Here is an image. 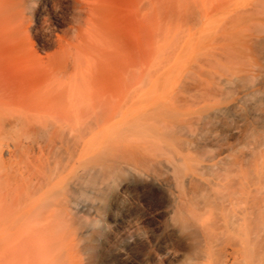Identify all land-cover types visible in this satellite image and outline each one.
I'll return each mask as SVG.
<instances>
[{
	"label": "rangeland",
	"instance_id": "obj_1",
	"mask_svg": "<svg viewBox=\"0 0 264 264\" xmlns=\"http://www.w3.org/2000/svg\"><path fill=\"white\" fill-rule=\"evenodd\" d=\"M77 1L50 0L38 19L30 8L23 16V27L17 33L15 29L9 31V42L8 37H3L5 43L1 38L4 35L0 37V264L63 262L58 260V253L71 226L57 229L59 236L48 250L41 249V238L49 232L47 216L56 208L69 180L59 165L67 163L66 158L78 144L76 132L54 125L59 114L73 110L41 95L34 96L31 88L38 81L44 83V77L52 70L71 90L73 81L67 77L72 71V53L83 50L71 39L78 16ZM83 3L98 10L97 28L102 37L100 47H96L99 51H94L91 58L86 56L92 68L104 66L101 71L111 74L119 61L125 66L130 64L128 55L133 44L137 46L135 86L118 90L112 77L99 86L107 96L124 93L128 97L136 93L137 99L133 108L124 111L122 128L110 132L105 145L124 141L136 128L160 124L167 118L176 120V108L186 114L204 113L214 105L233 100L250 83L256 84L257 90L247 98L264 95V27L257 30L252 24L255 19L264 20V0H135V13L131 0ZM101 71L99 67L100 74ZM129 73L123 75L126 83L130 81ZM235 74L239 76L237 80L233 78ZM226 78L233 83L225 84ZM259 104L264 109V99ZM248 107L242 105L241 111L247 112ZM47 115L52 125L44 134L42 123ZM91 117L95 127L118 120L108 109ZM248 122L249 133L264 134V117L261 122L248 117ZM230 124L224 134L233 144L232 154L239 157L250 150V145L243 135L232 137L228 133V129H238L241 123L231 119ZM53 129H58L61 137L51 153H41V143L46 142ZM262 152L264 158V143ZM243 158L258 215L251 230L249 254L246 257L236 247V257L229 264H264V167L253 162L250 155ZM123 204L125 208L118 212L130 224L140 226L149 235L158 232L163 221L158 194L132 188L124 193ZM104 219L110 224L108 217ZM228 222L226 215L220 216L219 228ZM211 225L215 231L216 226ZM220 247L218 243L217 248ZM131 255L137 257L138 250Z\"/></svg>",
	"mask_w": 264,
	"mask_h": 264
},
{
	"label": "bare ground",
	"instance_id": "obj_2",
	"mask_svg": "<svg viewBox=\"0 0 264 264\" xmlns=\"http://www.w3.org/2000/svg\"><path fill=\"white\" fill-rule=\"evenodd\" d=\"M49 2L0 0V29L6 32L1 34L0 30V37L4 35L1 38L8 37L10 41L9 31L15 29L17 33V29L23 27L27 10L32 8L38 19ZM78 3L71 39L83 50L72 53V71L67 77L73 81L71 90L52 70L47 77L42 76L46 79L44 83L38 81L31 88L34 96L41 95L47 101L73 110L69 115L59 114L61 117L54 126H67L78 138V144L66 158L67 163L59 165L69 180L67 187L61 189L56 208L47 216L49 232L41 238V249L48 250V245L59 236L57 229L70 225L66 241L59 249L58 260L63 261L60 264H229L236 257V247L247 257L258 213L251 184L244 173L243 157L250 155L253 162L264 167V134L249 133L248 122V117L257 122L263 120L264 109L259 103L264 95L247 98L257 90L256 84L250 83L243 86L233 100L214 105L204 113L186 114L176 108V120L167 118L160 124L136 128L134 133L124 137V141L105 145L109 133L122 128L124 111L133 108L137 99L136 93L128 97L124 93H114L110 97L101 93L100 87L111 77L118 90L135 86L137 46L133 44L131 53L128 50L131 54L128 55L131 57L129 65L119 61L107 75L101 71L105 67L99 66L100 74L99 67L92 68L86 59L100 49L96 48L100 47L102 38L97 28L98 10L85 5L83 0ZM131 8L135 13V0H131ZM252 24L258 30L264 27V20L255 19ZM103 60L101 63L105 65ZM108 62L111 61L108 59ZM129 71L130 81L126 83L123 75ZM238 77L235 74L233 78L237 80ZM228 83H233L230 78H226L225 84ZM245 104L249 107L244 113L241 107ZM107 109L113 110L118 120L101 127L92 126L91 115ZM47 118L48 115L42 123L44 134L52 125ZM231 119L241 124L238 129H228L229 135H243L250 145V150L241 153L243 156L232 154L233 144L224 134ZM61 134L53 129L46 142L41 143V153H51ZM239 183L241 187H235ZM132 188L155 192L160 197L163 221L157 233L147 234L118 212L125 208L124 193ZM224 215L229 222L219 228V217ZM105 217L110 219V224ZM211 224L216 226L215 231L211 230ZM218 243L220 248H217ZM135 249L137 257L131 255ZM213 249L215 253L211 252Z\"/></svg>",
	"mask_w": 264,
	"mask_h": 264
}]
</instances>
